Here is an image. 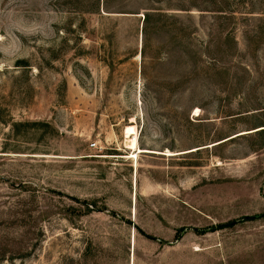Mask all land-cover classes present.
<instances>
[{
  "label": "rangeland",
  "instance_id": "374dc122",
  "mask_svg": "<svg viewBox=\"0 0 264 264\" xmlns=\"http://www.w3.org/2000/svg\"><path fill=\"white\" fill-rule=\"evenodd\" d=\"M0 264H264V0H0Z\"/></svg>",
  "mask_w": 264,
  "mask_h": 264
},
{
  "label": "bare ground",
  "instance_id": "6f19581e",
  "mask_svg": "<svg viewBox=\"0 0 264 264\" xmlns=\"http://www.w3.org/2000/svg\"><path fill=\"white\" fill-rule=\"evenodd\" d=\"M124 134H125L126 138L130 139L128 141V143H129L128 147L130 149L134 150L132 156L137 158V153H139L141 151V149L137 146L136 137L135 136L134 137H130L131 135L136 134L135 128L133 126H127L124 129Z\"/></svg>",
  "mask_w": 264,
  "mask_h": 264
},
{
  "label": "trees",
  "instance_id": "16d2710c",
  "mask_svg": "<svg viewBox=\"0 0 264 264\" xmlns=\"http://www.w3.org/2000/svg\"><path fill=\"white\" fill-rule=\"evenodd\" d=\"M104 3H105V5H106L107 0H104ZM104 8H105V11H106V10H107L106 6H104ZM106 12H107V11H106ZM149 18H150V16H149L148 14H144V21H145V22H147ZM180 230H181V229H180Z\"/></svg>",
  "mask_w": 264,
  "mask_h": 264
}]
</instances>
